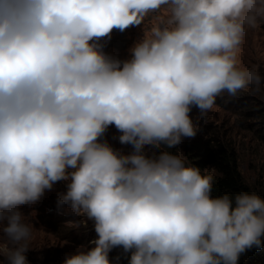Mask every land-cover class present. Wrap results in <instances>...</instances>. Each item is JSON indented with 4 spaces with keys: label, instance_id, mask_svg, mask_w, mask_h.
I'll use <instances>...</instances> for the list:
<instances>
[{
    "label": "clouds",
    "instance_id": "9594fccd",
    "mask_svg": "<svg viewBox=\"0 0 264 264\" xmlns=\"http://www.w3.org/2000/svg\"><path fill=\"white\" fill-rule=\"evenodd\" d=\"M261 21L264 0H0V264H28L20 207L60 181L58 213L96 233L64 264H110L118 247L128 264H237L261 247L264 198L213 196L212 175L161 147L196 135L193 106L261 91L237 60ZM141 24L128 59L103 52ZM110 126L129 153L101 139Z\"/></svg>",
    "mask_w": 264,
    "mask_h": 264
},
{
    "label": "rangeland",
    "instance_id": "374dc122",
    "mask_svg": "<svg viewBox=\"0 0 264 264\" xmlns=\"http://www.w3.org/2000/svg\"><path fill=\"white\" fill-rule=\"evenodd\" d=\"M156 19L157 16H149L144 27L147 28ZM142 36L143 24L130 26L123 32L114 29L110 39L102 38L100 43L105 54L125 60L130 56L129 49ZM237 60L240 67L258 68L262 77L261 91H264V21H261L259 27L246 32L239 46ZM243 91L248 93L252 90L249 87ZM221 97L222 95L216 98L213 108L205 116L201 115L198 108L192 107L189 115L198 129L196 134L206 124H214L224 130H230L231 127L233 134L230 137L237 149L240 172L252 193L264 198V146L250 129L238 127V114L233 112L230 103L221 102ZM119 135L115 127L110 126L101 139L106 140L113 149L127 154L131 151V145H121L117 139ZM184 138L186 137L182 140ZM204 173L211 175L213 170L206 169ZM65 191L66 182H56L51 190H45L37 202L20 207L25 215V222L33 226L29 245L31 249L26 253L28 264H64L66 257L92 247L89 242L96 236L93 222L85 216L74 217L57 211L56 198Z\"/></svg>",
    "mask_w": 264,
    "mask_h": 264
},
{
    "label": "trees",
    "instance_id": "16d2710c",
    "mask_svg": "<svg viewBox=\"0 0 264 264\" xmlns=\"http://www.w3.org/2000/svg\"><path fill=\"white\" fill-rule=\"evenodd\" d=\"M243 90L235 97L229 96L227 92L222 93L219 100L230 103L233 112L238 114V127L250 129L264 146V91L247 93ZM231 131V127L230 130H224L217 125L206 124L194 137H186L170 149L165 145L161 147L173 154L182 153L186 162L200 168L203 174L206 169H212L213 196L239 191L252 193L240 172L237 149L230 137L233 134ZM261 242V247L253 246L240 254L237 264H264V237H261ZM109 260L110 264H128V254L122 248H113L109 252Z\"/></svg>",
    "mask_w": 264,
    "mask_h": 264
}]
</instances>
